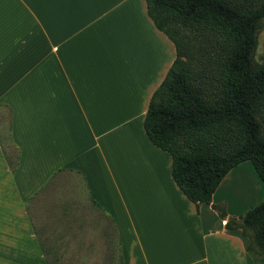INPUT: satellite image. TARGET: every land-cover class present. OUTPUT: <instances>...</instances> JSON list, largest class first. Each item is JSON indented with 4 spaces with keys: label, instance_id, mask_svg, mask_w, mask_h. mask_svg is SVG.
I'll use <instances>...</instances> for the list:
<instances>
[{
    "label": "crops",
    "instance_id": "crops-1",
    "mask_svg": "<svg viewBox=\"0 0 264 264\" xmlns=\"http://www.w3.org/2000/svg\"><path fill=\"white\" fill-rule=\"evenodd\" d=\"M174 57L145 0H0V264H47L27 205L70 171L113 219L121 264H264L225 226L242 212L219 192L243 174L244 192L260 199L253 166L233 167L196 207L169 153L144 132L150 94Z\"/></svg>",
    "mask_w": 264,
    "mask_h": 264
},
{
    "label": "trees",
    "instance_id": "trees-1",
    "mask_svg": "<svg viewBox=\"0 0 264 264\" xmlns=\"http://www.w3.org/2000/svg\"><path fill=\"white\" fill-rule=\"evenodd\" d=\"M145 1L176 57L150 94L144 132L169 153L173 180L196 207L210 203L229 170L252 164L263 199L225 226L240 229L247 249L264 256V63L254 60L264 0ZM17 157L6 156L10 170ZM215 208L225 214L222 205Z\"/></svg>",
    "mask_w": 264,
    "mask_h": 264
},
{
    "label": "rangeland",
    "instance_id": "rangeland-1",
    "mask_svg": "<svg viewBox=\"0 0 264 264\" xmlns=\"http://www.w3.org/2000/svg\"><path fill=\"white\" fill-rule=\"evenodd\" d=\"M262 25L254 60L264 63V21ZM3 111L4 143L14 159L16 151L6 134L8 112L5 108ZM246 164L252 166L250 162ZM242 175L227 181L219 190L229 200L230 211L244 212L263 199V192L262 197L255 200L252 198L255 193L244 192L243 185L248 182ZM27 208L50 264H121L114 221L89 199L78 172H64L50 190L29 202ZM237 217L232 215L229 219Z\"/></svg>",
    "mask_w": 264,
    "mask_h": 264
}]
</instances>
